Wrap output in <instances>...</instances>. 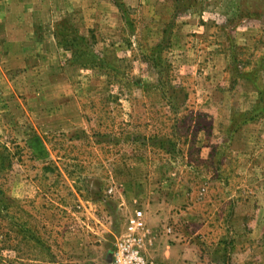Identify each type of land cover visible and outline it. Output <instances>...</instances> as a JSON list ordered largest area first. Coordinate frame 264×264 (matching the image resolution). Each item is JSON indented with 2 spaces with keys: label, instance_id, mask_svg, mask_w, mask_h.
<instances>
[{
  "label": "rangeland",
  "instance_id": "obj_1",
  "mask_svg": "<svg viewBox=\"0 0 264 264\" xmlns=\"http://www.w3.org/2000/svg\"><path fill=\"white\" fill-rule=\"evenodd\" d=\"M263 203L264 0H0V264H264Z\"/></svg>",
  "mask_w": 264,
  "mask_h": 264
},
{
  "label": "built area",
  "instance_id": "obj_2",
  "mask_svg": "<svg viewBox=\"0 0 264 264\" xmlns=\"http://www.w3.org/2000/svg\"><path fill=\"white\" fill-rule=\"evenodd\" d=\"M141 213L137 212L130 220L128 231H135L142 226ZM124 241H121L117 247L115 264H157L154 262H147L143 259L142 255L132 244L136 237L133 232Z\"/></svg>",
  "mask_w": 264,
  "mask_h": 264
},
{
  "label": "crops",
  "instance_id": "obj_3",
  "mask_svg": "<svg viewBox=\"0 0 264 264\" xmlns=\"http://www.w3.org/2000/svg\"><path fill=\"white\" fill-rule=\"evenodd\" d=\"M264 204V203H263ZM264 206V205H263ZM183 257L182 254H180V258Z\"/></svg>",
  "mask_w": 264,
  "mask_h": 264
}]
</instances>
